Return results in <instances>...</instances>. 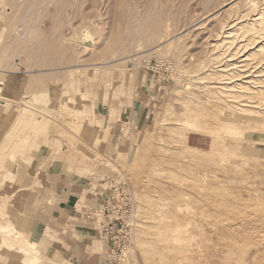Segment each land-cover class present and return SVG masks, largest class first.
<instances>
[{"label": "rangeland", "instance_id": "rangeland-1", "mask_svg": "<svg viewBox=\"0 0 264 264\" xmlns=\"http://www.w3.org/2000/svg\"><path fill=\"white\" fill-rule=\"evenodd\" d=\"M248 6L0 0V261L9 239L7 264H74L89 252L102 264H264V115L234 117L224 132L230 104L247 100L217 87L242 71L219 72L224 62L254 49L238 50V35L212 48ZM139 105L150 112L143 127L108 124L107 113L114 122ZM61 184L82 192L81 229L50 222L51 185ZM113 196L132 207V243L114 263L100 230L113 216L99 214ZM2 226L23 235L12 240ZM23 239L34 246L19 252Z\"/></svg>", "mask_w": 264, "mask_h": 264}, {"label": "bare ground", "instance_id": "bare-ground-1", "mask_svg": "<svg viewBox=\"0 0 264 264\" xmlns=\"http://www.w3.org/2000/svg\"><path fill=\"white\" fill-rule=\"evenodd\" d=\"M262 2H263L262 6L257 7V6H259V0H249V6H248L249 8H247L244 13H242L236 17L237 23L235 21H234L235 23L232 22L234 24L231 27H228V29H225V26H229V22L228 23L226 22L227 23L226 25L224 23L222 26V30L218 35V40L216 39V41L212 45L213 50L216 51L218 54L219 49H223L228 44L232 45L233 44L232 39L234 38V35L235 36L238 35V37L242 38V39L241 38L240 39L242 40L241 42L243 43V45L240 43L239 47L237 46L238 48L235 46L238 50L242 49V48L247 50L249 47L254 49V50H252V52L250 54H248L250 51L248 53H246L244 55L245 57L242 60H240L239 62L237 61L238 64L235 62L236 64H232V67H230L231 63L224 66V64H225V62H224V64L222 65L223 67L222 66L220 67L222 69H220L219 72L236 71L237 68L238 69L240 68V70H242V71H238V70L236 71L238 73L240 72L238 74V75H240V77L238 76L239 78L236 79V81H238L239 83L236 82V84L233 85V83H231L230 80L222 79V80H220L219 83H217V85H220L217 87L221 88V89H225L227 92L231 93L233 98L241 99L239 102H241L242 100H247L246 102H244L243 104H239L238 106H236L234 104H230V110L228 112L231 116V120H226L224 122L222 121V124L224 126L223 130L226 133L227 132L229 133L230 130H233L236 128V127H234V125L237 124L236 123L237 120L233 119L234 117H239L240 119H244L243 122H248V124H250L251 122L259 121V119L262 118V115H264V113H260L257 110L260 108L259 105L262 104L264 101V85H263L264 84V81H263V78H264V0H262ZM248 19H249V21H247ZM230 25H231V23H230ZM89 33L90 32L87 31L86 34H84L85 39L90 37ZM89 41H90V39H89ZM248 50H250V49H248ZM224 53L227 54V52H223V54L221 53L219 56H217L215 59H213V61L223 62V60H225L227 58V57L225 59L223 58ZM233 56H234L233 54L228 55V57H230V58ZM257 56H261V59L258 57L259 60H257ZM227 60H228L227 62H232V59L228 58ZM238 60H239V57H238ZM253 60H255V62H254L255 70L253 71V68H252L253 72L251 73V70L249 68H250V65L253 64ZM256 60L259 62H257ZM237 65H239V66H237ZM228 67L230 69L227 70ZM242 72H244V73H242ZM253 75H254V77H252ZM241 76H243V78ZM231 78L234 79V82H235L234 76ZM243 98H246V99H243ZM239 102H233V103H239ZM262 105L264 106V104H262ZM11 109H13V104L7 103V105H4V113L5 114L9 113L11 111ZM187 149L193 150L196 148L191 147V146H187ZM1 232L3 234L7 233L8 234L7 236H9V237H13L12 240L18 239L20 236L23 235L20 233L14 234V232L12 231V228H10L9 226H2ZM176 237H178V236H176ZM176 237H175V240L177 239ZM180 237L182 239L184 238L183 236H180ZM17 241H19V240H17ZM179 241H180V239H179ZM18 243L20 244V247H21L19 249V252L25 250L26 244L27 245L31 244V247L34 246V244L29 243L27 241V239H23L22 241H19ZM177 245H178V243H177ZM179 245H181V244L179 243ZM12 246H14V244L9 239H6L3 242V245H2L3 250L1 249L3 251L2 252L3 253V255H2L3 260L0 261V264H7L10 262V256H8L9 254H8V252L5 251V249L12 248ZM178 247L179 246H177V248ZM128 250H129V246H127L125 248L124 252L127 253ZM124 252L121 255V258L124 255ZM180 252H182V251H180ZM173 253L175 254V252H173ZM175 256L173 259H176L177 256L176 257ZM180 258H182V257H180ZM35 262H36V258H29V259H26L25 264H35Z\"/></svg>", "mask_w": 264, "mask_h": 264}, {"label": "crops", "instance_id": "crops-1", "mask_svg": "<svg viewBox=\"0 0 264 264\" xmlns=\"http://www.w3.org/2000/svg\"><path fill=\"white\" fill-rule=\"evenodd\" d=\"M10 77L16 79V76ZM10 83H13V80L12 82L10 81ZM13 93L16 94V92ZM105 117L109 119L108 124L115 123L118 125L119 122H121L131 125L135 130L148 123L150 112L147 111V108H140V105L127 106L121 109L118 115L114 116L116 121L111 122V113H107ZM51 188L54 190L51 193L53 211L51 212L50 222L55 223L54 225L58 227L67 226L81 229V226L87 222L86 213L88 212L86 211L87 208L82 205V192L78 190V187L70 184H61L54 187L51 185ZM77 256L81 257L80 255ZM86 257L87 259L83 262L77 261L74 264H102L103 262L100 257L93 252H89Z\"/></svg>", "mask_w": 264, "mask_h": 264}, {"label": "built area", "instance_id": "built-area-1", "mask_svg": "<svg viewBox=\"0 0 264 264\" xmlns=\"http://www.w3.org/2000/svg\"><path fill=\"white\" fill-rule=\"evenodd\" d=\"M122 201V204H118L114 196L109 197L99 211V214L106 218L113 216L111 220L100 226L101 233L110 245L109 259L113 263L120 260L125 248L130 247L132 243L131 224L128 220L132 207L127 198H123Z\"/></svg>", "mask_w": 264, "mask_h": 264}]
</instances>
